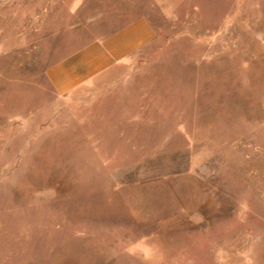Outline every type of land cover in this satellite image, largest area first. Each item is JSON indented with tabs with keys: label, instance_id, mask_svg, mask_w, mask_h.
Returning <instances> with one entry per match:
<instances>
[{
	"label": "rangeland",
	"instance_id": "obj_1",
	"mask_svg": "<svg viewBox=\"0 0 264 264\" xmlns=\"http://www.w3.org/2000/svg\"><path fill=\"white\" fill-rule=\"evenodd\" d=\"M130 1L154 46L59 97L129 0H0V264H264V0Z\"/></svg>",
	"mask_w": 264,
	"mask_h": 264
},
{
	"label": "crops",
	"instance_id": "obj_2",
	"mask_svg": "<svg viewBox=\"0 0 264 264\" xmlns=\"http://www.w3.org/2000/svg\"><path fill=\"white\" fill-rule=\"evenodd\" d=\"M155 1L165 7L163 0ZM111 10L119 21L115 30L98 36L47 70V80L57 96L93 86L154 46L156 31L145 16L138 15L132 1L116 4Z\"/></svg>",
	"mask_w": 264,
	"mask_h": 264
}]
</instances>
